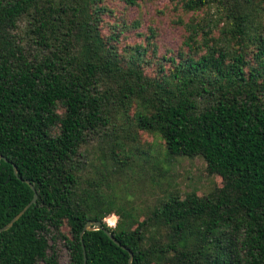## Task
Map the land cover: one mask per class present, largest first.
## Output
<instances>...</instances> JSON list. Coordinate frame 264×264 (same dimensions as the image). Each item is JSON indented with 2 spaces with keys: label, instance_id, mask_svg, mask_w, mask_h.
I'll list each match as a JSON object with an SVG mask.
<instances>
[{
  "label": "trees",
  "instance_id": "trees-1",
  "mask_svg": "<svg viewBox=\"0 0 264 264\" xmlns=\"http://www.w3.org/2000/svg\"><path fill=\"white\" fill-rule=\"evenodd\" d=\"M170 1L191 14L187 49L147 77L139 46L123 61L114 35L98 32L100 0H0V226L31 198L20 179L36 193L0 232V264H57L47 235L67 264H82L81 249L84 264H127L126 250L130 264H264V0ZM137 130L167 157H200L220 186L164 191L134 218L102 187L106 173L87 176L78 157L94 137L101 165L120 171L146 158ZM111 213L115 230L103 222ZM87 220L119 245L99 229L79 238Z\"/></svg>",
  "mask_w": 264,
  "mask_h": 264
},
{
  "label": "rangeland",
  "instance_id": "rangeland-1",
  "mask_svg": "<svg viewBox=\"0 0 264 264\" xmlns=\"http://www.w3.org/2000/svg\"><path fill=\"white\" fill-rule=\"evenodd\" d=\"M131 1L100 0L103 12L99 14L98 32L105 39L114 35V40L109 42L123 61L133 54L134 47L139 46V69L144 76L157 77L171 69L168 57L177 60L179 53L186 51L183 44L186 32L181 22L191 14L183 12L170 0ZM196 51L202 53L201 49ZM132 111L133 106L127 110L128 117ZM137 138L146 158L134 160L120 171L110 163L103 164L104 167L101 165L103 145L94 137L81 147V156L78 157L82 172L87 176L101 179L100 175L106 173L102 187L110 194L128 200L135 207L134 218L141 219L139 213L142 209L160 198L164 191L175 193L182 199L190 193L196 197L211 195L220 186V178L207 171L200 157H167L156 136L137 130ZM61 229L66 233L64 226ZM46 241L45 255L53 253L57 264H67L68 251L62 241L51 240L48 235ZM39 264L45 263L39 261Z\"/></svg>",
  "mask_w": 264,
  "mask_h": 264
},
{
  "label": "water",
  "instance_id": "water-1",
  "mask_svg": "<svg viewBox=\"0 0 264 264\" xmlns=\"http://www.w3.org/2000/svg\"><path fill=\"white\" fill-rule=\"evenodd\" d=\"M12 170H13V173L15 174V168L14 166H12ZM18 179H20V177H18ZM21 181H23L24 183H26L29 188L32 190V195H31V198L6 222L4 223L3 225L0 226V232L1 231H4L6 229H8L12 223L18 219V217L31 205L34 203L35 201V198H36V193L35 191L33 190L31 184L27 181V180H22L20 179ZM102 230L103 233L108 237V239H110L115 245H119L118 242L112 237V235L107 231L105 230L104 228H102L99 224L98 221H91V220H87L83 223L79 233H78V237L80 238V235L83 231H89V230ZM122 249H125L123 246H120ZM126 250V249H125ZM127 251V261L126 263L127 264H130V258H131V254L128 250ZM81 254H82V264L85 263V257H84V253H83V250L81 249Z\"/></svg>",
  "mask_w": 264,
  "mask_h": 264
},
{
  "label": "clouds",
  "instance_id": "clouds-1",
  "mask_svg": "<svg viewBox=\"0 0 264 264\" xmlns=\"http://www.w3.org/2000/svg\"><path fill=\"white\" fill-rule=\"evenodd\" d=\"M119 220L120 218L115 213L109 214L105 219L107 228L115 230L119 224Z\"/></svg>",
  "mask_w": 264,
  "mask_h": 264
}]
</instances>
